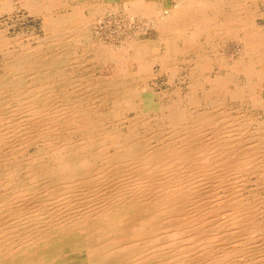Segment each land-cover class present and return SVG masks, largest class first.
<instances>
[{
  "label": "bare ground",
  "instance_id": "6f19581e",
  "mask_svg": "<svg viewBox=\"0 0 264 264\" xmlns=\"http://www.w3.org/2000/svg\"><path fill=\"white\" fill-rule=\"evenodd\" d=\"M257 18L264 0H0V264H264Z\"/></svg>",
  "mask_w": 264,
  "mask_h": 264
},
{
  "label": "rangeland",
  "instance_id": "374dc122",
  "mask_svg": "<svg viewBox=\"0 0 264 264\" xmlns=\"http://www.w3.org/2000/svg\"><path fill=\"white\" fill-rule=\"evenodd\" d=\"M110 1H112V3H115V2H119V1H124V0H110ZM149 1H151V0H149ZM155 1H159V0H155ZM161 1V0H160ZM164 1V3L166 4V5H169L170 4V2H171V0H163ZM20 15V14H19ZM116 16V17H115ZM19 16L17 15L16 16V20H17V18H18ZM113 17V18H112ZM118 16L117 15H112V16H110V17H107L106 16V22H103L102 23V26H101V28H100V32H102V31H105L106 33H108V36H109V34L111 33L112 35H113V37H114V35H115V37L117 36V34H118V32L120 33L121 31L119 30H117L118 29V26H119V20H118ZM1 20V19H0ZM108 21H110V24H109V22ZM112 22V23H111ZM256 22H257V24H259V25H262V26H264V18H257L256 19ZM106 23H108V24H106ZM36 25H37V23H35ZM33 25H34V23H31L30 21H27V23H25V22H22L21 23V25L18 27L17 25L15 26V31L16 32H18L19 30H20V27L21 28H29V29H31V28H33ZM121 25V24H120ZM106 26H109V27H105ZM104 27V28H103ZM123 28H124V26H122ZM104 29V30H103ZM106 29V30H105ZM108 29V30H107ZM36 30L38 31V28H36ZM11 31H12V29H11ZM97 32H96V30L95 31H93V34H96ZM232 46V47H231ZM227 48H225L224 49V52L225 53H227V55H230V57L231 56H233V54H235V52L236 51H239V50H236V47L234 46V45H232V44H228L227 46H226ZM232 48V49H231ZM126 62V61H125ZM125 62H120L119 64H116V63H114V64H109V66H108V64H107V66H105V69H103V74H105V75H108V77H110V78H113V76L116 74V73H118L117 75H122V74H124V72H127V71H125V70H127L126 68H124L125 66H126V63ZM89 63L90 62H87L86 64H85V66H84V68H87L88 66H89ZM91 64V63H90ZM122 64V65H121ZM129 64H132V62L131 61H129ZM115 68V69H113V68ZM113 69V70H112ZM122 70V71H121ZM140 71V74H145V73H147V68H145V67H140V69H139ZM258 70H259V72L264 76V62L259 66V68H258ZM123 72V73H122ZM150 77H151V83H154V84H160V82L162 81V79H161V81L159 82V77H155L154 78V76H152L151 74H150ZM154 80H153V79ZM162 78V77H161ZM157 79V80H156ZM157 85V86H158ZM261 96H262V100H263V102H264V90H262L261 91ZM262 112V113H261ZM263 112H264V105H263V107H261V108H259V109H257V110H255L254 109V112L253 113H255L257 116H261L262 114H263ZM258 184H259V187H257V190H258V192L260 193L259 195H263L264 196V180H261L260 182H258Z\"/></svg>",
  "mask_w": 264,
  "mask_h": 264
},
{
  "label": "crops",
  "instance_id": "0c3cea01",
  "mask_svg": "<svg viewBox=\"0 0 264 264\" xmlns=\"http://www.w3.org/2000/svg\"><path fill=\"white\" fill-rule=\"evenodd\" d=\"M160 1V0H159Z\"/></svg>",
  "mask_w": 264,
  "mask_h": 264
}]
</instances>
